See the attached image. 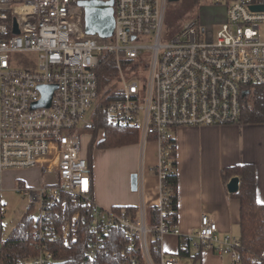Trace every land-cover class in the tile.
Wrapping results in <instances>:
<instances>
[{"label": "built area", "instance_id": "1", "mask_svg": "<svg viewBox=\"0 0 264 264\" xmlns=\"http://www.w3.org/2000/svg\"><path fill=\"white\" fill-rule=\"evenodd\" d=\"M79 1L0 0V192L7 169L55 173L54 184L14 189L39 202L42 224L57 205L76 206L62 237L76 241L84 225L87 259L117 257L122 245V264H179L177 254L161 247L163 236L171 233L182 247L207 246L239 264V238L220 236L207 214L193 233L181 234L163 178L177 129L238 123L244 105H251L250 88L264 84V0H209L225 9L214 31L194 17L168 40H163L168 0H114L109 37L84 32ZM104 52L115 65L102 91L114 95L103 106L108 122L137 130L141 142L157 144V221L143 206L134 212L103 208L92 195L82 140L101 101L96 68ZM25 53L37 54L36 69L22 64ZM40 85H56L48 106H34L42 98ZM1 207L0 199V218ZM115 229L123 235L117 245L109 239ZM31 263L51 264L52 254L41 252Z\"/></svg>", "mask_w": 264, "mask_h": 264}, {"label": "crops", "instance_id": "2", "mask_svg": "<svg viewBox=\"0 0 264 264\" xmlns=\"http://www.w3.org/2000/svg\"><path fill=\"white\" fill-rule=\"evenodd\" d=\"M174 139L178 177L177 225L181 234L193 233L204 213L216 222L220 236L229 234L239 238L240 202L234 195L238 190L231 193L227 189L229 179L235 175L225 180L222 172L235 165L252 164L256 196L264 203V123L181 127L175 131ZM157 152V144L151 140L114 148H95L91 159L95 202L103 208L143 206L147 211L153 208L160 198ZM133 173L137 174L135 189L131 188ZM161 247L168 255L177 254L179 236L164 235ZM199 250L191 248V253H199L195 258L199 264H232L230 254L220 255L207 246Z\"/></svg>", "mask_w": 264, "mask_h": 264}, {"label": "trees", "instance_id": "3", "mask_svg": "<svg viewBox=\"0 0 264 264\" xmlns=\"http://www.w3.org/2000/svg\"><path fill=\"white\" fill-rule=\"evenodd\" d=\"M188 1L191 2V5L198 4V0ZM185 12H181L180 19ZM114 72L113 56L104 52L100 56V62L96 68L101 101L92 112L93 123L86 129L89 130V134L85 132L83 138L86 140L85 142L82 140L83 153L87 159L90 175L92 153L95 148H114L135 144L139 141L137 130L111 125L103 110V106L114 97V95L102 93L103 89L110 83ZM250 90L252 92L251 105H244L239 122L246 124L264 123V84L255 85ZM165 165L167 170L163 184L168 194L169 205L175 211L173 218L177 220L178 177L175 139L169 143L168 158ZM222 173L225 180L233 175L240 178L238 191L234 194L240 202V246L236 248L239 264H264V203L260 202L256 196L255 168L252 164H239L224 169ZM111 208H124L131 212L137 209L134 206H113ZM53 210L48 221L43 224L39 222L37 217L30 213H24L5 240H1L2 217L0 218V264H32L31 259L45 251L52 254L51 264H122L121 257L126 254L122 245L117 248L119 252L117 257L109 254L87 259L84 250L87 246L88 235L84 225H82L76 241H65L62 237V226L65 220L69 219L75 212L76 206L73 204L57 205ZM149 214L152 221H157L155 208H151ZM122 238L120 229L110 232L109 239L116 245ZM155 244L156 241H153L152 245ZM177 255L180 258L191 257L195 259L198 258L199 253L193 254L190 248L179 245ZM154 257L158 259L159 254L154 253Z\"/></svg>", "mask_w": 264, "mask_h": 264}, {"label": "rangeland", "instance_id": "4", "mask_svg": "<svg viewBox=\"0 0 264 264\" xmlns=\"http://www.w3.org/2000/svg\"><path fill=\"white\" fill-rule=\"evenodd\" d=\"M186 11L179 18L181 12ZM197 17L201 26L206 30H215L225 18V9L222 5H215L209 0L198 1L197 5H191L188 0L168 1L166 5V15L164 21L163 40L172 37L188 20ZM25 67L37 68L38 57L35 53H25L20 56ZM20 65V64H17ZM117 79L115 80V84ZM89 134V130H84ZM86 139L83 138V142ZM56 182L55 173L45 172L38 168L27 169H7L4 172L2 186L4 190L0 192L1 213H2V238L5 240L10 234L18 220L24 213H30L34 217L39 214V202L33 201L31 197L14 188L32 187L38 188L44 184H54ZM179 264H199L191 257L180 258Z\"/></svg>", "mask_w": 264, "mask_h": 264}, {"label": "water", "instance_id": "5", "mask_svg": "<svg viewBox=\"0 0 264 264\" xmlns=\"http://www.w3.org/2000/svg\"><path fill=\"white\" fill-rule=\"evenodd\" d=\"M177 1V0H168ZM114 0H81L79 5L84 10V32L89 35H98L100 37H109L112 35L114 29ZM14 32L17 33V26H14ZM56 85H40L39 88L42 92V98L34 104V106H48L52 91ZM247 93V90L242 92L243 95ZM137 186V174L131 175V188L135 189ZM239 187V177L233 176L227 183V189L229 192L234 193Z\"/></svg>", "mask_w": 264, "mask_h": 264}, {"label": "bare ground", "instance_id": "6", "mask_svg": "<svg viewBox=\"0 0 264 264\" xmlns=\"http://www.w3.org/2000/svg\"><path fill=\"white\" fill-rule=\"evenodd\" d=\"M234 197V196H233ZM179 248V247H178Z\"/></svg>", "mask_w": 264, "mask_h": 264}]
</instances>
